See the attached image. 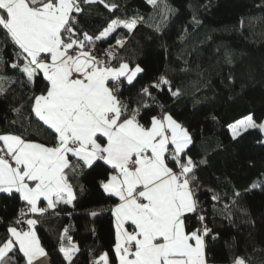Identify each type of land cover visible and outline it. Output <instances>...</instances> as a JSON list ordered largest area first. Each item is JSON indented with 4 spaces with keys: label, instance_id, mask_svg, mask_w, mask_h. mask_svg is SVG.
Listing matches in <instances>:
<instances>
[{
    "label": "snow or ice",
    "instance_id": "snow-or-ice-1",
    "mask_svg": "<svg viewBox=\"0 0 264 264\" xmlns=\"http://www.w3.org/2000/svg\"><path fill=\"white\" fill-rule=\"evenodd\" d=\"M146 2L153 7L158 4V0ZM95 3L109 11L118 8L105 0H0V32L6 37L3 48L9 43L13 46L8 59L0 51V65L19 73L20 81L30 86L42 77L44 88L28 99L37 131L50 130L51 137L50 143H42L0 133V194L19 198L22 206L15 223L28 226L8 227V237L0 241V264H19V255L25 264H46L48 253L35 231L40 221L29 214L43 216L61 203L73 206L76 188L69 174L82 175L101 165L99 187L117 201L108 209L116 264H205L212 229L200 214L201 227L189 232L187 218L200 212L196 170L206 161L197 162L189 154L193 137L171 114L163 112L152 116L150 123L141 122L143 109L158 99L151 89L167 87L173 98L182 93L161 75L141 89L147 98L144 102L133 107L122 98L124 82L132 85L144 68L124 60L116 66L112 46L102 56L97 42L107 40L119 28L131 35L142 17L114 18L98 33H90L80 23V15L82 5ZM193 20L199 23L196 17ZM126 43L117 39L115 47L123 49ZM226 62L232 63L228 54ZM16 82L0 73V96H6ZM21 108L13 111L19 113ZM249 129L264 135V122L249 114L229 125L234 140L241 130ZM218 199L212 196L213 201ZM42 201L47 202L46 208L40 206ZM100 214L90 212L93 217ZM63 240L62 234L59 251L67 264H74L79 248L71 238L67 245ZM92 264L112 262L105 252L93 258ZM234 264L246 262L237 258Z\"/></svg>",
    "mask_w": 264,
    "mask_h": 264
},
{
    "label": "trees",
    "instance_id": "trees-1",
    "mask_svg": "<svg viewBox=\"0 0 264 264\" xmlns=\"http://www.w3.org/2000/svg\"><path fill=\"white\" fill-rule=\"evenodd\" d=\"M105 2L118 8L109 11L101 3L82 5L80 23L90 33H98L114 18L142 17L131 35L119 28L107 40L97 42V47L106 48L117 39L126 40L113 63L118 66L124 60L144 68L132 85L124 82L122 98L133 107L144 102L147 98L141 89L161 75L171 81L173 90L179 88L182 93L173 98L167 87L151 89L158 99L143 109L141 122L150 123L152 116L163 112L171 114L193 137L189 154L197 162L206 161L196 175L197 214L206 217L213 233L207 238V263L234 264L242 258L246 264H264V135L249 129L234 140L229 133V125L249 114L257 122L264 120V0H159V9L146 0ZM5 39L0 32V51L8 59L13 46L9 43L3 48ZM226 54L231 56V64L226 62ZM0 73L17 81L6 96H0V133L50 143V130L37 131L28 99L44 88L42 77L30 86L10 68L0 65ZM14 108L21 111L16 113ZM30 117L32 126L28 127ZM103 167L86 169L78 176L70 173L76 188L73 206L59 204L45 215L33 217L40 221L35 231L50 264H67L59 251L62 234L65 245L71 238L79 248L74 264H92L93 258L105 252L116 263L115 232L108 209L117 201L99 187ZM253 184L260 186L252 188ZM213 195L219 199L213 201ZM20 206L19 198L0 194V241L8 237L9 226L16 227ZM40 206L45 207L43 202ZM93 210L101 214L93 217ZM197 214L187 218L189 232L201 227ZM17 259L25 264L22 255Z\"/></svg>",
    "mask_w": 264,
    "mask_h": 264
},
{
    "label": "built area",
    "instance_id": "built-area-1",
    "mask_svg": "<svg viewBox=\"0 0 264 264\" xmlns=\"http://www.w3.org/2000/svg\"><path fill=\"white\" fill-rule=\"evenodd\" d=\"M111 46H112V48H113V51H115V52L117 53V55H118L121 49L116 48V47H115V44H112ZM107 49H109V46L106 47V48L97 47V51H98L102 56L104 55V52H105V50H107ZM20 208H21V206H20V207L18 208V210H17V214H16V219H15V221H16L17 218L19 217ZM198 216H199V215L197 214V215H196L197 220H198ZM198 222H199V220H198ZM15 225H16V227H17L18 229H27V227H28L26 223H18V224L15 223Z\"/></svg>",
    "mask_w": 264,
    "mask_h": 264
},
{
    "label": "crops",
    "instance_id": "crops-1",
    "mask_svg": "<svg viewBox=\"0 0 264 264\" xmlns=\"http://www.w3.org/2000/svg\"><path fill=\"white\" fill-rule=\"evenodd\" d=\"M230 133V132H229ZM242 133V132H241ZM43 202V201H42ZM44 203V205H45V208L47 207V202H43ZM61 204H63V203H61ZM48 210H52V209H48ZM34 216H32V214H29V218H33ZM17 228V227H16ZM46 264H50L49 263V260H48V257H47V260H46ZM116 264V263H115ZM205 264H208L207 263V259H206V253H205Z\"/></svg>",
    "mask_w": 264,
    "mask_h": 264
},
{
    "label": "rangeland",
    "instance_id": "rangeland-1",
    "mask_svg": "<svg viewBox=\"0 0 264 264\" xmlns=\"http://www.w3.org/2000/svg\"><path fill=\"white\" fill-rule=\"evenodd\" d=\"M158 3H159V0H158ZM157 9H159L160 8V6H158V4H157V6H155ZM262 122H264V120L262 121ZM229 132H230V130H229ZM241 132H244L243 130H241ZM230 135L232 136V133L230 132Z\"/></svg>",
    "mask_w": 264,
    "mask_h": 264
}]
</instances>
